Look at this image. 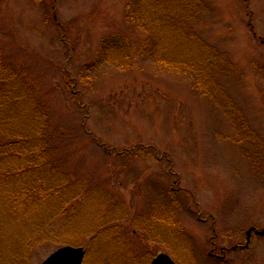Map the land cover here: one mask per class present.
I'll list each match as a JSON object with an SVG mask.
<instances>
[{"label": "rangeland", "instance_id": "1", "mask_svg": "<svg viewBox=\"0 0 264 264\" xmlns=\"http://www.w3.org/2000/svg\"><path fill=\"white\" fill-rule=\"evenodd\" d=\"M53 4L0 0L16 94L63 134L54 154L77 180L68 199L81 196L48 229L84 248L83 264H264V237L211 256L264 230V0ZM2 201L0 264H44L63 247L20 253L36 213L20 225Z\"/></svg>", "mask_w": 264, "mask_h": 264}, {"label": "trees", "instance_id": "2", "mask_svg": "<svg viewBox=\"0 0 264 264\" xmlns=\"http://www.w3.org/2000/svg\"><path fill=\"white\" fill-rule=\"evenodd\" d=\"M53 3L55 8V0ZM51 20L67 32L66 25L54 17ZM19 77L15 79L13 65L0 51V198L6 210L4 216L16 219L15 223L21 225L31 213H36L34 230L16 239V248L20 246L23 254L43 243L68 246L66 234L48 228L59 217L67 219L70 204L79 202L81 196L73 194L71 200L68 199L67 194L74 191L77 180L69 174L65 157L54 154L65 147H59L63 134L49 128L45 115L38 110L42 105L38 103L36 107L28 97L16 94ZM72 83L74 87L77 84L73 80ZM11 86L15 90H11ZM84 131L87 132V128ZM5 161L14 164L6 169L2 165ZM14 182L17 183L14 190H6L5 195L1 193L5 184ZM20 212L24 216L19 215ZM5 252L6 248L0 245V258ZM15 262L20 264L18 258Z\"/></svg>", "mask_w": 264, "mask_h": 264}, {"label": "water", "instance_id": "3", "mask_svg": "<svg viewBox=\"0 0 264 264\" xmlns=\"http://www.w3.org/2000/svg\"><path fill=\"white\" fill-rule=\"evenodd\" d=\"M264 237V230H258L252 227L247 233V244L244 247L248 249L252 240V236ZM237 247L233 248L235 251ZM86 252L83 248L64 247L56 251L44 264H83ZM152 264H176L168 255L161 254L155 258Z\"/></svg>", "mask_w": 264, "mask_h": 264}, {"label": "flooded vegetation", "instance_id": "4", "mask_svg": "<svg viewBox=\"0 0 264 264\" xmlns=\"http://www.w3.org/2000/svg\"><path fill=\"white\" fill-rule=\"evenodd\" d=\"M227 253H228V251H226L225 248H222V249H221V254H222V255L211 254V256H212L213 258H217V259H219V260H222V259H224V258L226 257V254H227Z\"/></svg>", "mask_w": 264, "mask_h": 264}]
</instances>
